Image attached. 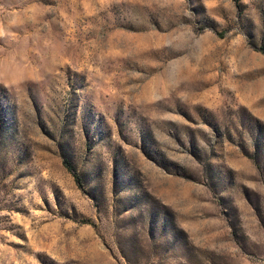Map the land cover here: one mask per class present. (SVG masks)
<instances>
[{"label": "rangeland", "instance_id": "1", "mask_svg": "<svg viewBox=\"0 0 264 264\" xmlns=\"http://www.w3.org/2000/svg\"><path fill=\"white\" fill-rule=\"evenodd\" d=\"M0 264H264V0H0Z\"/></svg>", "mask_w": 264, "mask_h": 264}, {"label": "trees", "instance_id": "2", "mask_svg": "<svg viewBox=\"0 0 264 264\" xmlns=\"http://www.w3.org/2000/svg\"><path fill=\"white\" fill-rule=\"evenodd\" d=\"M66 165H67L68 169L71 171V173L73 174V176L75 177L76 181L79 182L80 177H79L76 169L73 167V165L71 163H69L68 161H66Z\"/></svg>", "mask_w": 264, "mask_h": 264}]
</instances>
